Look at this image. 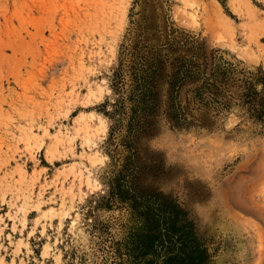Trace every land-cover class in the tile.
Here are the masks:
<instances>
[{
	"label": "rangeland",
	"instance_id": "374dc122",
	"mask_svg": "<svg viewBox=\"0 0 264 264\" xmlns=\"http://www.w3.org/2000/svg\"><path fill=\"white\" fill-rule=\"evenodd\" d=\"M263 49L264 0H0V264H264Z\"/></svg>",
	"mask_w": 264,
	"mask_h": 264
},
{
	"label": "trees",
	"instance_id": "16d2710c",
	"mask_svg": "<svg viewBox=\"0 0 264 264\" xmlns=\"http://www.w3.org/2000/svg\"><path fill=\"white\" fill-rule=\"evenodd\" d=\"M262 76H260L257 80L261 81L262 85H263V90H264V72H261ZM251 88L254 90L255 93H257V91L255 90V88L253 86H251ZM252 100H248V101H255V98H251ZM258 103L260 104L259 107L256 109V115L261 118L264 121V97H261L257 99ZM200 262V261H199Z\"/></svg>",
	"mask_w": 264,
	"mask_h": 264
},
{
	"label": "bare ground",
	"instance_id": "6f19581e",
	"mask_svg": "<svg viewBox=\"0 0 264 264\" xmlns=\"http://www.w3.org/2000/svg\"><path fill=\"white\" fill-rule=\"evenodd\" d=\"M264 50V49H263Z\"/></svg>",
	"mask_w": 264,
	"mask_h": 264
}]
</instances>
